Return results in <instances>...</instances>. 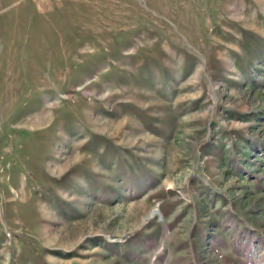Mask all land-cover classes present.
<instances>
[{
    "label": "rangeland",
    "instance_id": "1",
    "mask_svg": "<svg viewBox=\"0 0 264 264\" xmlns=\"http://www.w3.org/2000/svg\"><path fill=\"white\" fill-rule=\"evenodd\" d=\"M0 264H264V0H0Z\"/></svg>",
    "mask_w": 264,
    "mask_h": 264
},
{
    "label": "bare ground",
    "instance_id": "2",
    "mask_svg": "<svg viewBox=\"0 0 264 264\" xmlns=\"http://www.w3.org/2000/svg\"><path fill=\"white\" fill-rule=\"evenodd\" d=\"M99 125H100V124H99ZM156 214H157V211L154 210L153 213H152V215L154 216V215H156Z\"/></svg>",
    "mask_w": 264,
    "mask_h": 264
}]
</instances>
